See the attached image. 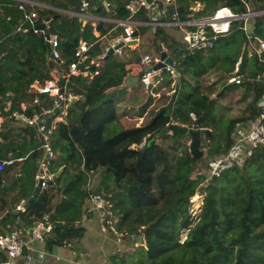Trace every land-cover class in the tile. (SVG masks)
Wrapping results in <instances>:
<instances>
[{"label":"trees","instance_id":"16d2710c","mask_svg":"<svg viewBox=\"0 0 264 264\" xmlns=\"http://www.w3.org/2000/svg\"><path fill=\"white\" fill-rule=\"evenodd\" d=\"M59 1H64L59 4L62 8L75 10L80 0ZM99 1L88 0V3L96 5L95 12L101 13ZM108 1L115 3L117 16L124 19L127 15L123 7L125 0ZM199 1L203 10L195 16L211 13L221 5L230 7L235 13H245L248 9L263 11L247 20V30L255 38L264 40V0ZM178 2L183 4L179 10L180 18L184 19L189 13L188 3L186 0ZM137 17L149 20L144 11ZM21 18L15 2L0 0V112L9 122L16 121L10 117L11 112L31 97L30 85L47 79L52 69L46 60L43 37L33 32L15 31ZM52 18H55L50 24L55 26L52 33L59 34V48L67 62L73 60L80 40L90 43L96 40L91 27H82L78 18L56 14ZM241 24L243 21L234 22L230 33L206 56L198 52L183 55L179 30L157 27L153 33L152 55H157L159 50L168 52L179 74L178 89L171 99L163 95L161 103L151 108L150 103L155 101L159 90L168 86L165 77H158L151 89L150 101L132 105L135 109L128 116L118 109L121 102H114L112 91L124 87L128 75L126 66L131 62L119 61L112 55L102 61L99 75L93 79L73 78L72 90L81 98L68 108V122L58 123L51 135V146L56 154L49 166L53 179L37 196V189L28 196V200L36 198L23 213H7L0 219V234L13 219L25 225L47 220L52 224V232L44 242L47 252L55 246L79 242L85 234L81 226L83 216L94 214L86 199L89 193H96L112 201L119 218L118 228L128 240L137 245L133 236H143L141 255L131 253L129 259L120 254L109 255L102 264H264V148L257 149L240 164L223 169L218 177L210 178L205 166L201 165V158H192L188 150L177 153L181 145L179 140L186 137L190 141L189 136L166 134L158 137L167 125L177 123L208 128L212 132L211 140L215 139L217 129L212 114L215 102L201 91L199 79L210 70L220 72V79L236 68L245 78H253L264 70L254 55H248L249 43ZM150 28L145 26L141 33ZM97 29L101 34L106 33L100 26ZM136 35L139 33L135 32ZM103 46L96 42L91 57L98 56ZM244 84L253 90L252 112L248 117L228 122L224 135L209 149L207 156L210 158L230 147V135L237 124L258 113L257 102L263 95V84L244 82L241 85ZM135 91L138 90L132 94ZM8 102L9 109L3 111ZM25 131L34 142L32 148L38 146L40 141L35 138V130L26 128ZM167 138L170 139L167 149L155 142ZM143 141L145 145L139 148ZM39 155L37 152L31 160ZM95 174L98 180L91 185ZM196 193L203 195V204L194 221L189 213V199ZM182 231L187 234L180 242ZM26 254L24 249L16 264H24ZM4 260L0 252V262Z\"/></svg>","mask_w":264,"mask_h":264},{"label":"built area","instance_id":"2783aa9c","mask_svg":"<svg viewBox=\"0 0 264 264\" xmlns=\"http://www.w3.org/2000/svg\"><path fill=\"white\" fill-rule=\"evenodd\" d=\"M80 12L89 5L88 0H80ZM188 14L184 19L180 18V4L178 0H125L124 10L127 16L124 20L116 21L122 27V32L117 35L111 43L104 44L102 51L93 59L91 51L98 39L94 42L79 41L73 56V60L67 62L61 54L59 48L61 38L57 33H51L48 30L47 17L40 15L35 9L40 5L30 3L29 6L34 10H26L24 5H20L18 11L22 18L16 27L18 32H26L32 29L35 34L43 37L44 42L48 44L49 53L47 61L52 65L50 75L44 81H35L30 85L28 100L19 103L10 117L16 119L19 123L33 128L39 138L40 144L37 150L40 152V158L37 163L35 173V188L45 190L53 175L49 171L51 161L56 158V154L51 146V135L58 123L68 122V108L81 98V95L72 90V80L75 77H82L91 80L99 75V67L106 58L110 49L113 50L114 56L122 55V48L115 47L120 44H126L130 41L137 40L135 32L138 27L147 25L153 29L157 27L177 28L181 35L182 49L184 54H193L195 52L203 55L210 51L215 44L230 33L231 26L234 22L243 21L241 28L246 33L249 43L250 55H254L260 64L264 66V40L255 38L247 30V20L259 16L263 11H253L248 9L245 13H235L228 6H218L211 13L199 14L203 10V5L199 0H186ZM110 2L104 1V7L109 8ZM44 10L49 8L42 7ZM144 11L148 14L149 21L142 23L134 21V17L139 12ZM158 14L159 17H155ZM161 18V19H160ZM164 18H167L163 20ZM46 25L44 30H35V26ZM131 47V46H128ZM165 51L159 50L157 55L145 54L140 59V65L145 66L140 75H138V84L146 89L152 88L154 66L164 62L161 54ZM166 53V52H165ZM169 58V54L165 59ZM173 66H166V70L173 71ZM226 85H241L244 82L260 83L264 87V70L256 74L255 77L245 78L237 73V68L231 73L225 75ZM72 103L69 105V103ZM258 113L255 117L237 124L231 132L230 147L219 156L208 157L204 161V166L208 171L209 177H218L223 169L240 164L242 161L249 159L257 149L264 148V92L257 102ZM190 117L193 114L190 113ZM196 129L194 125L191 127ZM145 145L143 141L139 148ZM13 159L0 161V173L6 169L15 166ZM199 196V193L193 197ZM86 203L91 211L95 212L96 221L101 234L110 237L115 246L116 253L122 250L126 234L118 228V216L113 210V203L109 197L96 193H89ZM15 211L23 213V205L15 207ZM1 218V217H0ZM52 232V224L47 220L37 221L33 225H23L19 227L13 225L4 233L0 234V252L5 260L0 264H16L18 259L23 256V250L27 249L29 242L44 244L45 238ZM136 237V235H135ZM143 240V236H142ZM142 244V243H141ZM140 244V245H141ZM138 246V244L136 245ZM116 248V247H115ZM26 257V256H25ZM24 257V259H25Z\"/></svg>","mask_w":264,"mask_h":264},{"label":"crops","instance_id":"0c3cea01","mask_svg":"<svg viewBox=\"0 0 264 264\" xmlns=\"http://www.w3.org/2000/svg\"><path fill=\"white\" fill-rule=\"evenodd\" d=\"M8 1L15 2L18 8L20 5H24L25 9L28 11L35 9L29 6L30 3H36L37 5H40L35 10L38 11L39 14H40V11H45L43 16L47 17L48 19L47 20L48 27L50 26L51 22L55 20V18H52L53 14L61 15L59 13H56V11L58 12L60 11V13L67 14L71 17H76L81 21L82 27L83 26L91 27L92 36H94L96 40L98 39L97 42L101 43L102 46L104 44L106 45L108 43H111L113 39L122 32V27L119 24H117L116 21L124 20L126 18L125 17L124 19H120L117 16L115 3H113L112 1L110 2L111 6L109 8L104 7V1L109 2L108 0L99 1L100 6L102 7L101 13L95 12L97 11L96 5H88L82 12H80L79 8L78 9L76 8L75 10H71V8L64 9L59 5V4H63L64 1H59V0L54 1V2H49V3H40L34 0H8ZM42 7H47L49 9L47 11V10H44V8ZM155 15H156L155 17L157 16L159 17L158 14H155ZM7 20H9V18H7ZM134 21L147 23V21L141 18H138L137 15L134 17ZM98 26L106 29V33L101 34L100 31L97 29ZM145 26L147 25L145 24L141 27H138L137 29V32L139 33V35H136L137 44L140 43L141 41L142 42L147 41L146 38L154 39L152 28H150V30L148 29L145 33H141V29L144 28ZM29 30L26 32H30ZM15 31H16V28H15ZM144 34H146V36H144ZM36 35L41 36L39 34H36ZM137 44L132 45L131 47L124 46L122 48V55H127L125 53L130 52L131 50H136ZM125 48H128L126 49L127 51H124ZM162 51H165L166 53L165 52L164 53L168 55V52L166 50H162ZM146 54H149V53H146ZM96 57L97 56H92L93 59H96ZM142 57L143 55H141V58ZM129 62L131 63H129L128 66H126V68L128 69V75H131L133 77H138V75L141 74L145 66H141L140 62L139 63H133L132 61H129ZM172 72L174 76H176L175 75L176 70H173ZM166 74H167L166 71H162L159 77L162 76L164 78V75ZM157 78L158 77H154V79H157ZM177 81L179 82V78H177ZM169 83H171V80L168 78V84ZM123 85L125 87V90L132 88V91L130 92L131 95H132V92L135 90L133 89V87L138 86L136 84L130 87L126 86V78H125V83ZM137 90L141 92L140 89H137ZM145 90L147 89L145 88ZM122 91L123 90L118 89V90H114L113 92L115 94H121L123 93ZM175 92H176V89L174 93ZM150 98L151 97L149 95H146L145 96L146 102L150 100ZM123 100H124V95L123 96L122 94L119 95L117 98V102H122ZM142 105L138 106L137 109L139 110L142 107ZM154 105H152L151 108ZM9 106H10V103L8 102L5 105L3 111H7L9 109ZM26 128H29V127L24 126L18 121L9 122L7 120H4L0 112V161L13 159L16 162L15 166L8 168L4 172L0 173V177H1L0 217L1 218L5 217L7 213H10L12 215L20 214L19 212L15 211V207L18 205L24 206V204L28 200V196L36 189L34 177H35L37 163L40 158V155L34 161H32L31 159L34 154L39 152V150H37L39 145L36 146L35 148H32L34 147L33 146L34 142L32 143L30 141L28 132L25 131ZM35 138L39 140V138L36 135V132H35ZM15 155H20V156L19 158H16ZM26 167H28L27 170L25 169ZM93 213L94 214H91V217H88L87 215L83 216V219L81 220V226H83L85 229V234H84L85 238L83 236V238L78 243H76L77 245L76 247L72 245L71 243H67V244L65 243L59 246H55L51 252H47L45 250V244L29 242L27 244L28 246L26 249L27 254L24 259V264H86L84 260H87L92 264L104 263L106 259L105 257H102L101 254L102 252H105L107 254L109 252L110 245H111L110 248L112 249L114 247L113 246L114 243L112 242V239L110 237H105L103 234H102L103 236L100 235L101 233H99V228H98V223L96 221L95 212ZM18 222L19 221H17V219L15 220L13 219V221L7 225V230L13 225H17L19 227H22L24 225L23 223H18ZM94 234L97 235V239L95 241H91V238ZM134 237L135 236H133V239ZM83 253H86V254H83Z\"/></svg>","mask_w":264,"mask_h":264},{"label":"rangeland","instance_id":"374dc122","mask_svg":"<svg viewBox=\"0 0 264 264\" xmlns=\"http://www.w3.org/2000/svg\"><path fill=\"white\" fill-rule=\"evenodd\" d=\"M46 3H48V1H45ZM56 11V10H55ZM56 13L61 14V16H63L64 18H70L71 16L67 15V14H62L60 13V11H56ZM55 28L54 24L50 25L48 27L49 32L52 33L53 29ZM144 36H146V34H144ZM180 38V36H179ZM222 39V38H221ZM157 39H155L156 41ZM154 40L152 38H150L147 41H141L140 43L137 44L136 46V50H131L130 52H127L125 54L127 55H122V56H115L117 60L119 61H132L133 63H139L141 55L149 53L152 55V51H153V44H154ZM156 46V44L154 45ZM125 48L124 51H127ZM250 49H248V55H250ZM208 54L205 53L204 55L206 56ZM174 64V61L172 59H164L163 62V67L159 68L156 70V73L154 74V76L159 77L162 71H166V75H164L165 79L168 80V78L171 80V83L168 84V86L166 85L164 87V89L159 90L158 95L154 98L155 101L150 103V105H154L157 106L161 103V100L163 98V95H169L170 99L174 96V91L175 89H178V81H177V77L174 76L172 71H168L166 70V66H172ZM173 70H175L173 68ZM221 74L220 72L216 71V70H210L208 74H206L205 76L201 77L199 79V85L201 88V91L206 94V96L208 97L209 100H213L214 106H213V110H212V114L214 115L215 118V124H216V129L217 132L214 134V140H210L209 142L205 141L202 139V145H201V149H203L204 151V156L201 158V160H203V164H201L202 166L204 165V160L206 159V155L208 154V151L211 147L215 146L218 142H219V136L224 135L225 130L227 128L228 122L230 120H236V119H241V118H245L248 117L250 115V112H252V108L250 106L252 97H253V90L250 88H247V84L244 85H239L237 87H230L227 88L225 85V81L224 79H220ZM186 80L189 81V83L194 84V82L189 79V77H185ZM251 83V82H248ZM138 86L133 87V89H140L141 92L135 91V94L131 95V91L132 88L126 89L125 87H123L121 90H123L121 93L122 96L124 95V100L119 104L120 107L118 108L120 111L123 110L124 114L128 116L129 114H131L130 111L134 110L135 108H131L132 105L134 104H139V103H144L146 102V100H143L142 98L145 97L146 95H149L151 97V89L149 90V88L147 90H145V88L141 85H139L138 83L136 84ZM227 88V89H226ZM222 92V95L219 96V93ZM146 92V93H145ZM121 94H115L112 91V95H113V99L114 102L117 101V98L119 95ZM173 95V96H172ZM134 101V102H133ZM150 101V100H148ZM142 105V104H141ZM149 105V106H150ZM153 106V107H154ZM130 109V110H129ZM140 113V112H139ZM118 120H120L117 117ZM135 124V125H139ZM170 135V134H169ZM180 147L177 150V153H179L181 150H188V145L190 141H187V138L183 137L180 140ZM160 145L164 148L167 149L168 145H170V139L167 138L165 140H160ZM170 155V153H169ZM98 180V175L95 174L94 177L92 178L91 181V185H95L96 181ZM203 204V195H197L195 197H193L192 202L190 203L189 206V213L191 218L195 221L201 211V207ZM119 219V218H118ZM143 231L145 229V227H142ZM100 233V231H99ZM186 234L187 231H182L180 233V242H183V240L186 238ZM101 236H103L102 234H100ZM142 237V236H141ZM85 238V236H84ZM97 239V235H93L91 238V241H95ZM143 242V240H142ZM141 242V243H142ZM78 243V242H76ZM76 243H73L72 245H74L75 247L77 246ZM143 245V243H142ZM142 245H134L130 240L127 239V237L125 236V239L123 241V243L121 244L120 247H122V250L120 251V255L124 256V258L129 259V255L135 254V255H141L140 254V246ZM114 247L111 249V245L109 247V254L102 252L101 256L105 257L106 259L109 257V255H114L117 254L116 250L117 246L113 245ZM116 247V248H115ZM111 249V251H110ZM82 253V252H81ZM86 254V253H83ZM84 262L86 264H92L87 260H84Z\"/></svg>","mask_w":264,"mask_h":264},{"label":"water","instance_id":"95a60500","mask_svg":"<svg viewBox=\"0 0 264 264\" xmlns=\"http://www.w3.org/2000/svg\"><path fill=\"white\" fill-rule=\"evenodd\" d=\"M81 6V1L78 2L76 8L78 9ZM85 24V23H84ZM83 24V25H84ZM84 27V26H83ZM46 28V25H38L36 26L34 29L35 30H44ZM30 32H32L33 30L30 29ZM45 44V48H46V58L47 55L49 53V49H48V44ZM137 44L136 40L130 41L128 42L126 45L127 46H132ZM125 44L124 43H120L118 44L115 48H122L124 47ZM113 55V50L110 49L107 53V58L111 57ZM166 54L162 53L161 54V58L165 59ZM171 59L170 57L167 58L166 60ZM173 66V65H172ZM163 67V63L161 64H157L154 66V69L157 70L159 68ZM175 75L177 76V78H179V74L177 72H175ZM138 83V77H133L131 75H127L126 76V86H132ZM72 103L70 102L69 105H71ZM166 134H170L172 137H175L176 135H187L190 138V142L188 145V152L190 153L191 157L194 159H200L204 156V151L203 149H201V145H202V139L209 142L212 139V132L210 129L208 128H196V129H192L189 128L188 126L185 125H180L177 123H171L169 125L166 126L165 129H163L159 134L158 137H162ZM157 144H160V140L155 141ZM152 142H150V144H152ZM40 193V190L37 189L36 192V196ZM36 196H34L32 199H29L25 204H24V208L27 209L29 207V205L33 202V200L36 198ZM134 240L136 242V244L140 245L142 242V237L141 236H136L134 237Z\"/></svg>","mask_w":264,"mask_h":264}]
</instances>
